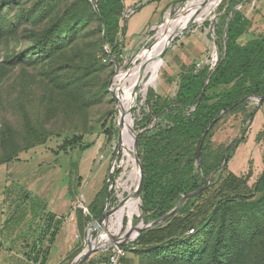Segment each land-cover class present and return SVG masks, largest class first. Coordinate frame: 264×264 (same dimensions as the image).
I'll list each match as a JSON object with an SVG mask.
<instances>
[{
    "label": "rangeland",
    "instance_id": "1",
    "mask_svg": "<svg viewBox=\"0 0 264 264\" xmlns=\"http://www.w3.org/2000/svg\"><path fill=\"white\" fill-rule=\"evenodd\" d=\"M193 1L180 0L168 11V21L160 32L131 52L120 40L123 62L113 76L115 67L104 55L108 46L103 43L100 22L87 0H0V161L20 157V161L0 166V190L9 179L18 180L29 196L42 198L60 215L73 196L78 198L73 206L80 209L104 188L112 192L115 198L106 203L105 220L111 223L97 230L98 240L94 238L91 244L97 248L86 264L110 262L115 247L110 244L126 230L135 231L142 221L140 200L135 205L130 201L135 176L132 182H125L124 174L134 167L129 146L133 149L135 124L141 119L149 89L162 95L175 92L165 71L172 72L171 52L158 59L162 47L198 34L208 38L203 61L212 62L211 31L223 26L231 3L251 20L252 32L264 33V0H223L217 10L221 0H203L198 6ZM196 12L200 19H193ZM209 15L213 18L202 20ZM57 23V33L43 43ZM130 102L134 131L123 108ZM262 111L243 126L247 140L231 161L236 174L253 170L251 184L263 170L264 138L256 141L264 129ZM44 141L48 142L41 146ZM64 141L73 146L62 151ZM119 170L120 175L112 180ZM65 230L57 237L49 264H57L67 249ZM74 236L76 247L65 264H74L85 253L83 244L77 245V227ZM182 249L187 254L175 249L167 255L156 250H124L126 254L117 264H264V188L254 199L222 210L214 224Z\"/></svg>",
    "mask_w": 264,
    "mask_h": 264
},
{
    "label": "trees",
    "instance_id": "2",
    "mask_svg": "<svg viewBox=\"0 0 264 264\" xmlns=\"http://www.w3.org/2000/svg\"><path fill=\"white\" fill-rule=\"evenodd\" d=\"M87 2L100 22L103 39L108 46L104 55L115 67L114 76L117 69L110 55L120 67L123 62L120 40L125 30L121 26L125 14L124 2ZM212 16L209 18L212 19ZM262 20L264 22V15ZM59 26L57 23L47 32L43 43L57 33ZM251 27V20L231 3L225 10L223 26H216L211 31L210 39L215 49L211 64L204 67H198L196 63L184 66L178 74V90L174 96H163L154 88L149 89L141 119L135 124L140 148L143 223L147 227L161 221L183 202L184 197H192L182 203L176 214L165 223L146 228L134 240L124 243L123 250H156L167 255L175 249L187 254L182 247L207 226L214 224L222 210L235 202L254 199L264 188V161L262 173L253 184V170L236 174L231 167L238 149L247 140L243 126L264 110V102L260 106L252 104L253 99L264 96V33L256 34ZM263 138L264 129L257 134L256 141ZM47 142L44 141L41 146ZM72 146L71 142L64 141L60 149L66 151ZM89 146L83 145L82 148ZM122 147L120 142L119 152ZM200 147L201 161L198 162ZM19 158L2 160L0 165L20 161ZM120 173V170L113 173L111 179L115 180ZM112 195L104 188L88 205V212L77 209L79 227L84 235L81 250L86 251L97 236L92 222L104 223L106 203ZM62 224L61 218L45 214L40 233L43 248L34 247L28 254L29 262L47 263L50 247ZM134 224L135 219L131 221V225Z\"/></svg>",
    "mask_w": 264,
    "mask_h": 264
},
{
    "label": "crops",
    "instance_id": "3",
    "mask_svg": "<svg viewBox=\"0 0 264 264\" xmlns=\"http://www.w3.org/2000/svg\"><path fill=\"white\" fill-rule=\"evenodd\" d=\"M125 5L124 19L121 26L124 27V34L121 40L124 41L126 51L131 52L133 48L138 47L153 32L157 35L161 28L167 23L168 11L179 5L180 0H123ZM208 38H202L196 35L183 37L173 43L166 51L165 56L169 55L173 59V65H169L168 82L175 84L174 96L178 90V74L184 66L196 63L198 67H204L211 64L203 61L204 52L207 50ZM180 47L179 50H175ZM214 48V47H213ZM215 58V49L213 59ZM213 59H211L213 61ZM201 60V63H200ZM155 89V88H154ZM156 90V89H155ZM162 95V94H161ZM4 165V164H3ZM0 165V166H3ZM27 189L23 187L20 181L9 179L0 190V264H36L29 262L28 254L35 247L43 248L41 244L42 237L40 233L44 224L45 214L51 213L57 218L63 220L61 230L58 232L54 243L50 247V254L47 258L49 264L50 258L55 247L57 237L63 229L65 230V242L67 249L57 264H65L76 247L74 236L75 228L79 230L78 242L82 245L84 235L79 227V216L77 209L73 206L77 196H73L70 201L65 202L64 214L60 215L56 209H49L48 205L38 196H29ZM96 197V196H95ZM87 201L86 208L95 199ZM69 216V217H68ZM70 221L72 223H70ZM41 239V240H40ZM40 243V244H39ZM41 245V246H40ZM88 261V260H87ZM85 261L84 264L87 263ZM67 263V262H66ZM97 264H111L110 262H101Z\"/></svg>",
    "mask_w": 264,
    "mask_h": 264
},
{
    "label": "water",
    "instance_id": "4",
    "mask_svg": "<svg viewBox=\"0 0 264 264\" xmlns=\"http://www.w3.org/2000/svg\"><path fill=\"white\" fill-rule=\"evenodd\" d=\"M222 1L223 0H221V2L219 3V5L217 6V8H216V10L219 8V6L222 4ZM215 10V11H216ZM210 16V15H209ZM200 17H201V15L198 13V12H196L194 15H193V19L194 18H199L200 19ZM103 43L106 45V41H105V39H103ZM168 46H169V42L166 44V45H164L163 47H162V49H161V51L159 52V54H158V59H160L161 57H163L164 56V54L166 53V51H167V49H168ZM170 47V46H169ZM110 58H111V62L113 63V64H115L116 65V69H117V71L120 69V65L115 61V59H114V57L112 56V55H110ZM112 91V90H111ZM113 93L115 94V92L113 91ZM118 98V96H116L115 95V99H117ZM257 102H258V106H260L263 102H264V96L261 98V99H258L257 100ZM223 115H226V113H224ZM119 126H120V128L122 129V127H121V124H120V116H119ZM207 133H208V130L205 132V134H204V136H203V138H205L206 137V135H207ZM133 147H134V167H135V169H136V171L137 172H139L140 171V153H139V141H138V138H137V136H136V134H135V138H134V142H133ZM198 162H200L201 161V147H200V150H199V153H198ZM196 194V193H195ZM134 195L136 196V197H138L139 199H140V201H141V195H140V180H139V177L137 178V180H136V183H135V187H134ZM194 195V194H193ZM190 197H192V195H190V196H186V197H184L183 198V202L182 203H184L185 201H187ZM109 201H111L112 202V199H110ZM182 203L181 204H179L176 208H174L169 214H167L161 221H158V222H153V223H151V224H149L147 227H146V225L143 223V221H141V223L138 225V227H137V229H136V234H135V236L134 237H132V234H133V232H132V230H126V234L124 235V236H120V237H117V241L115 242V244H110V245H115V246H117V247H120V248H122V245L124 244V243H126V242H129V241H131V240H134L140 233H142L146 228H153V227H156V226H158V225H161V224H163V223H165L166 222V220H168L169 218H171L172 216H174L175 214H176V212L179 210V208L181 207V205H182ZM107 218H108V212H107V210H106V216H105V218H104V222H105V220H107ZM92 226L95 228V230L97 231V230H99L100 228H102V230H104V227H105V224L104 223H100L99 221H97V220H94L93 222H92ZM127 227H128V224H127ZM96 239V238H95ZM100 239H101V237H100ZM96 240H98V238L96 239ZM95 240V241H96ZM92 244V243H91ZM91 244H90V246H89V250L87 251H85V253L84 254H82V255H80L78 258H77V260L74 262V264H84L85 263V261L87 260V258L89 257V255L91 254V253H94L95 252V249L97 248L96 246H93V248L91 247ZM105 244H109V243H105ZM112 247V246H111ZM110 247V248H111ZM107 248H109V247H107Z\"/></svg>",
    "mask_w": 264,
    "mask_h": 264
},
{
    "label": "bare ground",
    "instance_id": "5",
    "mask_svg": "<svg viewBox=\"0 0 264 264\" xmlns=\"http://www.w3.org/2000/svg\"><path fill=\"white\" fill-rule=\"evenodd\" d=\"M202 1L203 0H194L193 2V4L195 5V6H198V5H200L201 3H202ZM211 16V15H210ZM210 16H204L203 18H202V20L204 21V20H206L207 18H209ZM124 107V111H125V113L127 114V121H128V123L131 125V127H133V131H134V124H133V122L130 120V116H129V114H130V106H131V102L130 103H127V104H124L123 105ZM121 119V118H120ZM125 119V118H124ZM126 135V134H125ZM133 136H134V138H135V135L133 134ZM133 142V141H132ZM129 150H130V152L132 153V156H133V159H134V147H133V149H131V147L129 146ZM130 154V153H129ZM134 166V165H133ZM133 175L135 176V180H134V187H135V183H136V180H137V178L139 177V172H137L136 171V169H135V167H133V169L131 170V171H129V172H125V174H124V177H127L126 178V181L125 182H127V181H131L132 180V177H133ZM132 182V181H131ZM126 184V183H125ZM137 199H139L138 197H136L134 194H133V197H131L130 198V201H132V203L135 205V200H137ZM140 200V199H139ZM129 201V202H130ZM140 203H141V201H140ZM138 208V210L137 209H135V212H136V214L138 215L139 214V207H137ZM124 213V207H122V213H121V215ZM122 218V216H120L119 217V219H121ZM107 223H111V221H106L104 224H106V225H108ZM117 223H119V222H117ZM140 226V225H139ZM115 228V227H114ZM117 228V227H116ZM136 231V230H135ZM134 231V229L132 230V232H133V234H132V237H134L135 236V234H136V232ZM106 237V236H105ZM104 242V241H103ZM105 243V242H104Z\"/></svg>",
    "mask_w": 264,
    "mask_h": 264
},
{
    "label": "built area",
    "instance_id": "6",
    "mask_svg": "<svg viewBox=\"0 0 264 264\" xmlns=\"http://www.w3.org/2000/svg\"><path fill=\"white\" fill-rule=\"evenodd\" d=\"M111 90H113V84L112 83H111ZM252 104L258 105L257 100L253 99ZM114 198H115V196L111 197L112 202L114 201ZM81 207L82 208H80V209L84 210L85 212H88V209L86 208V206L81 204ZM125 254L126 253H125V251L122 248L115 246L113 248V253L111 255L110 263L111 264H117L118 260L120 259V256H124Z\"/></svg>",
    "mask_w": 264,
    "mask_h": 264
}]
</instances>
